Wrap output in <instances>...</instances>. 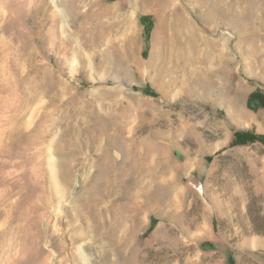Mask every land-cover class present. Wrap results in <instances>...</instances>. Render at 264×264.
I'll list each match as a JSON object with an SVG mask.
<instances>
[{"label":"rangeland","instance_id":"1","mask_svg":"<svg viewBox=\"0 0 264 264\" xmlns=\"http://www.w3.org/2000/svg\"><path fill=\"white\" fill-rule=\"evenodd\" d=\"M215 4L0 0V264H264V0Z\"/></svg>","mask_w":264,"mask_h":264},{"label":"bare ground","instance_id":"2","mask_svg":"<svg viewBox=\"0 0 264 264\" xmlns=\"http://www.w3.org/2000/svg\"><path fill=\"white\" fill-rule=\"evenodd\" d=\"M222 2H223V0H216V4H215V6H214V10H215V13H216V15H215V22L217 23V24H220V20H226V21H229L230 20V10L228 11V9H226L225 7H223V6H225V5H222ZM232 2V1H231ZM228 6V7H227ZM226 7L227 8H229L230 7V3L228 2L227 4H226ZM210 17V16H209ZM166 20V19H165ZM185 22V21H184ZM225 23H227V22H225ZM94 27V26H93ZM95 28H97L96 26H95ZM102 28H103V26H99V30H102ZM93 29V28H92ZM196 34V33H195ZM168 37V36H167ZM168 43H169V41H168ZM167 43V44H168ZM170 44H172V42L170 43ZM173 45V49H175L174 48V44H172ZM171 45V46H172ZM168 50H170L169 49V47H168ZM171 51H173V50H171ZM176 52V51H175ZM170 54V56H172L171 54L172 53H169ZM169 56V55H168ZM174 62V61H173ZM139 63V66L142 68V66H143V64H141V62H138ZM138 65V64H137ZM175 65V64H174ZM137 67V66H136ZM139 68V67H138ZM140 69V68H139ZM243 114V116L245 117V118H247V119H249V120H253L254 118L252 117V116H250V115H248V114H246V113H242ZM41 133V132H40ZM42 134V133H41ZM35 140V139H34ZM32 141V140H31ZM31 160H32V157H31ZM65 160V159H64ZM31 162V161H30ZM33 162V161H32ZM38 163V162H37ZM60 164V163H59ZM63 165V164H62ZM62 165L60 164V166H61V168L60 169H63L62 168ZM64 167L65 168H67V165L65 166V163H64ZM68 169V168H67ZM66 169V171L68 172V170ZM67 172H65L64 171V174H66L67 176H68V174H67ZM65 176V175H64ZM62 177H63V175H62ZM67 179H68V177H67ZM67 182V181H66ZM132 234H133V229L131 230V228H130V231H128V233H127V237H121L119 240H118V242H119V247H118V249L119 250H121L124 246H127L129 243H130V240H131V236H132ZM111 236V235H110ZM113 247H117V246H114L113 245ZM121 248V249H120ZM112 254V249L110 248V249H108V250H106L105 252H104V254H102V255H104L106 258H109L110 257V255ZM115 254V253H114ZM136 259H138V257L136 258V255H135V253H131V255L129 256V258H126V260H121V261H117V260H113V259H108L107 260V262H106V264H142V263H138L137 262V260ZM102 264H104V263H102Z\"/></svg>","mask_w":264,"mask_h":264},{"label":"trees","instance_id":"3","mask_svg":"<svg viewBox=\"0 0 264 264\" xmlns=\"http://www.w3.org/2000/svg\"><path fill=\"white\" fill-rule=\"evenodd\" d=\"M146 31L149 32V29L146 28ZM145 93L151 94L152 89L150 87H147L145 89ZM248 106L253 109H259L260 107H264V100H263V94L259 91H256L250 95ZM235 145L238 144H247V143H253L256 141H261L264 143V135H257L254 134L251 131H240L235 134Z\"/></svg>","mask_w":264,"mask_h":264}]
</instances>
